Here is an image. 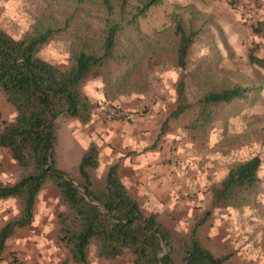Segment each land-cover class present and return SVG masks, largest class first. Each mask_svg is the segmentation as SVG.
I'll list each match as a JSON object with an SVG mask.
<instances>
[{"label": "trees", "instance_id": "obj_1", "mask_svg": "<svg viewBox=\"0 0 264 264\" xmlns=\"http://www.w3.org/2000/svg\"><path fill=\"white\" fill-rule=\"evenodd\" d=\"M161 2L43 0L21 37H13L0 26V91L15 111L12 119L1 122L0 148L10 152L17 176L13 183L0 184V199L14 198L20 211V216L0 229V260L15 228L34 219L38 192L47 183L56 190L62 206L56 215V240L77 264H88L91 248L96 258L105 261H114L127 252L133 264H224L231 258L232 253L214 254L199 237V228L207 222L211 209L202 213L189 234L183 236L156 213L142 212L139 201L120 179L116 164L108 166L97 181L93 172L100 167V156L94 143L84 150L73 171L59 166L56 147L63 117L86 123L94 108L114 106L111 101L129 86L135 94L144 95L151 80L149 71L160 68L158 72H164L171 65L181 71L187 68L190 48L202 29V24L195 25L196 12L190 10L189 19L175 14L170 31L173 39H165L164 44L151 42L139 31L138 19ZM253 31L264 39V21L259 20ZM64 33L70 34L67 65H56L39 56L44 45ZM258 50V43L249 48L248 61L264 70V54ZM111 62L127 65L122 76L107 77ZM97 77L112 85L110 94L104 92L110 100L103 104L91 102L82 90L87 79ZM185 79L181 74L170 117L190 107ZM214 81L207 88L204 84L207 90L197 98V116L185 126L188 130H204L214 120L217 107L245 101L261 90L259 85ZM261 162L255 155L229 164L212 190L211 208H254L263 202L259 197Z\"/></svg>", "mask_w": 264, "mask_h": 264}, {"label": "rangeland", "instance_id": "obj_2", "mask_svg": "<svg viewBox=\"0 0 264 264\" xmlns=\"http://www.w3.org/2000/svg\"><path fill=\"white\" fill-rule=\"evenodd\" d=\"M42 1L0 0V26L13 37H21L29 30L30 17ZM249 1L258 0H162L138 19L139 31L151 42L159 40L161 44L165 39H173L170 31L173 30L175 14L189 19V11L192 10L197 13L195 25L202 24L200 34L190 48L187 68L181 71L171 65L163 69L164 72H158L160 68L149 71L147 75L151 80L144 95L140 96V102L151 107L161 98L167 100L168 115L160 122L162 132L173 135L170 150L177 148L178 151L180 146L181 153L194 162L188 168L189 185L202 189V201L194 206L193 219L169 218L165 211L159 218L175 232L185 236L196 219L211 209L207 222L199 228V237L214 254L232 253L224 264H264V70L250 64L247 57L249 48L256 43L258 53L264 54V39L253 31L259 20H249L244 16L243 11L249 6ZM92 14L95 17V12ZM94 26L99 28L96 24ZM137 42L140 46L141 43ZM69 49L70 34L64 33L44 45L38 54L53 64L65 66L68 64ZM108 66L110 72L107 77L110 79L122 76L127 69V65L119 66L115 62ZM183 73L186 75L184 90L190 107L181 115L170 117L175 109L176 85ZM212 80L221 84L227 81L259 85L261 90L245 101L237 100L230 105L217 107L214 120L204 130H188L185 126L197 116V98L207 90L204 84L207 88L213 83ZM111 87L97 77L87 79L82 90L91 102L96 103L98 101L92 99L96 90L110 94ZM125 90L124 93L135 92L130 86ZM0 97V108L7 113L10 104L1 91ZM74 120L78 119L63 117L58 131L56 151L59 166L66 171H73L78 165L84 150L83 141L89 139V133L84 130L73 135ZM78 121L84 127L85 123ZM255 155L262 160L258 175L262 179L259 197L263 202L254 208L218 206L212 209V190L225 176L229 164ZM105 171L98 167L93 172L94 178L98 181ZM49 206L48 219H56L62 210L58 195L56 203ZM4 222L5 219H0V228ZM89 254L94 257L93 248L89 249ZM126 260H131L127 252L121 261Z\"/></svg>", "mask_w": 264, "mask_h": 264}, {"label": "crops", "instance_id": "obj_3", "mask_svg": "<svg viewBox=\"0 0 264 264\" xmlns=\"http://www.w3.org/2000/svg\"><path fill=\"white\" fill-rule=\"evenodd\" d=\"M259 1L261 8L258 19L264 21V0ZM92 99L102 104L106 101L101 90H96ZM140 101V94L126 92L111 101V105L135 110ZM166 102L161 98L148 110L137 113L134 123L107 119L103 108L109 104H104L92 111L84 127L74 120L73 135L83 130L89 133V139L83 141L84 150L94 143L99 150L100 168L106 169L112 164L118 166L120 179L128 192L139 201L142 212H153L159 216L165 211L169 218L193 219V208L202 201V189L189 185L188 168L194 162L181 153L180 146L178 151L177 148L169 149L173 135L162 132L160 125L163 117L168 115ZM14 114L10 105L7 113L0 108V125L3 120L12 119ZM16 178L15 162L10 152L0 148V184L13 183ZM56 196L50 183L41 188L34 207V219L29 225L15 228L5 243L0 264H8L12 255L24 257L32 264H77L56 240V219L47 217L51 208L49 205L56 203ZM0 209V219H5L4 225L20 216L14 198L0 199ZM121 260L122 257L105 261L90 255L88 264H133L132 260Z\"/></svg>", "mask_w": 264, "mask_h": 264}, {"label": "built area", "instance_id": "obj_4", "mask_svg": "<svg viewBox=\"0 0 264 264\" xmlns=\"http://www.w3.org/2000/svg\"><path fill=\"white\" fill-rule=\"evenodd\" d=\"M249 6L243 11L244 16L253 21L259 20V12L261 8L260 1H249ZM148 105L146 103H139L135 110L122 108L119 106L105 105L103 108L104 115L111 120H123L129 123H134L137 118V113H142L147 110ZM17 259H10L8 264H32L27 262L24 257H16Z\"/></svg>", "mask_w": 264, "mask_h": 264}, {"label": "water", "instance_id": "obj_5", "mask_svg": "<svg viewBox=\"0 0 264 264\" xmlns=\"http://www.w3.org/2000/svg\"><path fill=\"white\" fill-rule=\"evenodd\" d=\"M164 245V244H163ZM163 248H164V251H165V245L163 246Z\"/></svg>", "mask_w": 264, "mask_h": 264}]
</instances>
